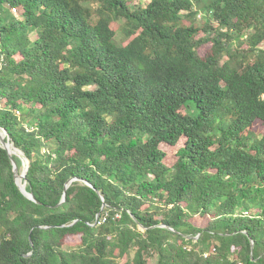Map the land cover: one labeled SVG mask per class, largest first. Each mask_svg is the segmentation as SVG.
<instances>
[{
	"label": "trees",
	"instance_id": "trees-1",
	"mask_svg": "<svg viewBox=\"0 0 264 264\" xmlns=\"http://www.w3.org/2000/svg\"><path fill=\"white\" fill-rule=\"evenodd\" d=\"M133 1L0 0V264H264V0Z\"/></svg>",
	"mask_w": 264,
	"mask_h": 264
},
{
	"label": "water",
	"instance_id": "water-1",
	"mask_svg": "<svg viewBox=\"0 0 264 264\" xmlns=\"http://www.w3.org/2000/svg\"><path fill=\"white\" fill-rule=\"evenodd\" d=\"M0 145L7 149V151L9 152V155L12 159V163L14 166V171H15V179L16 182L18 184V186L20 187V189L23 191V193L25 195H27L29 198H31L34 201H37V198L35 197V195L32 192H29L27 190V173L30 167V159L25 155V153L23 152V150H21L12 140L11 138L8 136V132L7 130L3 129L0 126ZM18 156L22 159L23 161V165H25V169L21 172L20 171V167L18 165V163L16 162L14 156ZM25 157V159L23 158V156ZM76 178H71L69 179V181L66 183V187H65V194L62 200V203H64L66 201V191L69 188V186L71 185L72 181L75 180ZM103 199L104 196L102 195ZM142 229H145L143 225H141Z\"/></svg>",
	"mask_w": 264,
	"mask_h": 264
},
{
	"label": "rangeland",
	"instance_id": "rangeland-1",
	"mask_svg": "<svg viewBox=\"0 0 264 264\" xmlns=\"http://www.w3.org/2000/svg\"><path fill=\"white\" fill-rule=\"evenodd\" d=\"M136 3H138V2H142V3H144V4H146L147 2H148V0H134ZM133 1V2H134ZM14 13L17 15V16H19V13H18V11H14ZM203 14V13H202ZM201 14V15H202ZM201 15H199L200 17H201ZM31 37L34 39V38H36V34H34V33H32L31 34ZM116 39H117V41L120 43L122 40H123V36L119 33L118 35H117V37H116ZM209 46H205V47H203L200 51H201V53L203 54V53H205V51H206V49L208 48ZM255 129H256V131H257V133H258V135L259 136H261L263 133H264V126L261 124V122H257L256 124H255ZM23 156V155H22ZM23 158L25 159V157L23 156ZM25 169V165H22V167L20 168V171L22 172L23 170ZM103 221H106V220H103ZM79 245V238H77V237H73V238H71V239H69L68 240V242H67V245H66V248H75V247H77ZM133 256H134V251L132 250L131 252H130V258H133ZM155 262V259H153L152 260V263H154ZM119 263L120 264H125L126 263V261H124L121 257L119 258Z\"/></svg>",
	"mask_w": 264,
	"mask_h": 264
}]
</instances>
